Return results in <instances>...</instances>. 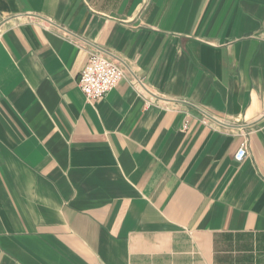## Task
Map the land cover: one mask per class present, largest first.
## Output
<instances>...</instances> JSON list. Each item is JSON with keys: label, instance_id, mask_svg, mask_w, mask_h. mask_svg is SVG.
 <instances>
[{"label": "crops", "instance_id": "0c3cea01", "mask_svg": "<svg viewBox=\"0 0 264 264\" xmlns=\"http://www.w3.org/2000/svg\"><path fill=\"white\" fill-rule=\"evenodd\" d=\"M0 264H264V0H0Z\"/></svg>", "mask_w": 264, "mask_h": 264}, {"label": "built area", "instance_id": "2783aa9c", "mask_svg": "<svg viewBox=\"0 0 264 264\" xmlns=\"http://www.w3.org/2000/svg\"><path fill=\"white\" fill-rule=\"evenodd\" d=\"M84 68L78 77V87L87 101L103 98L124 77L125 69L113 58H109L100 52H91L86 60ZM132 87L141 93L144 91L142 84L132 79ZM186 124L184 129H186ZM247 157L245 145L241 144L236 150L234 159L242 162Z\"/></svg>", "mask_w": 264, "mask_h": 264}]
</instances>
